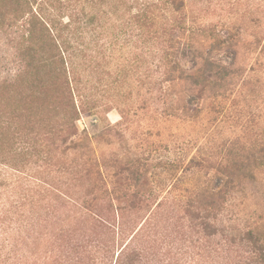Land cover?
<instances>
[{
  "label": "rangeland",
  "instance_id": "obj_1",
  "mask_svg": "<svg viewBox=\"0 0 264 264\" xmlns=\"http://www.w3.org/2000/svg\"><path fill=\"white\" fill-rule=\"evenodd\" d=\"M126 4L0 0V264H254L237 232L264 236V172L212 231L192 209L216 147L264 138V0H185L194 31ZM231 26L209 58L243 72L193 120L203 96L163 72Z\"/></svg>",
  "mask_w": 264,
  "mask_h": 264
},
{
  "label": "trees",
  "instance_id": "obj_2",
  "mask_svg": "<svg viewBox=\"0 0 264 264\" xmlns=\"http://www.w3.org/2000/svg\"><path fill=\"white\" fill-rule=\"evenodd\" d=\"M132 1V0H131ZM138 6L133 13L130 0H126V6L122 11L127 20L140 22L141 19H154L156 16H164L166 28L182 27L189 31L196 30V26L188 24L185 20V0H136ZM159 13V14H158ZM146 16V17H145ZM56 23V22H54ZM54 23L52 25H54ZM58 23V22H57ZM54 27V26H53ZM55 28V27H54ZM232 27H224L225 32L216 34L208 45L206 55L195 51L198 65L190 70L183 69L179 64L170 65L163 72L169 81L181 80L188 85L187 91L194 93L199 91L204 100L202 108L191 109V119L197 120L205 107L212 106L218 100L226 97L227 92L232 90L233 78L241 74L243 70L231 64L230 66L212 62V52L230 49L236 38ZM264 46V44H263ZM179 65V66H178ZM190 114V115H191ZM215 156L219 162L215 164V180L213 188H205L196 195L197 202L203 204L194 206L193 216L206 231L215 228V220L225 206L228 197L235 192L241 191L243 183H254L257 181V173L264 172V138L261 137H236L222 143ZM213 156L198 160L196 163L209 164ZM198 207V208H195ZM237 236L243 244H246L250 252V259L254 264H264V236L259 232V227L253 224L237 232ZM121 251L117 254L114 264H121Z\"/></svg>",
  "mask_w": 264,
  "mask_h": 264
}]
</instances>
